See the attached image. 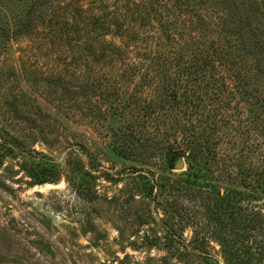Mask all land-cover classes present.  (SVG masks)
I'll list each match as a JSON object with an SVG mask.
<instances>
[{"label": "trees", "instance_id": "trees-1", "mask_svg": "<svg viewBox=\"0 0 264 264\" xmlns=\"http://www.w3.org/2000/svg\"><path fill=\"white\" fill-rule=\"evenodd\" d=\"M163 1L0 0V50L17 38L40 44L52 58L39 69L42 92L52 88L58 104L73 99V114L110 120L114 153L148 167H134L142 197L165 217L162 237L144 235L147 247L218 264L211 239L226 264H264V202L246 199L264 196V13L246 12L244 0H233L236 11L188 8L225 0L156 9ZM83 99L95 104L84 109ZM18 138L0 140L1 155L16 153ZM21 155L31 186L59 181L46 154L33 166L31 153ZM178 161L187 167L175 174ZM153 167L164 174L155 178ZM228 182L247 194L219 188Z\"/></svg>", "mask_w": 264, "mask_h": 264}, {"label": "rangeland", "instance_id": "rangeland-1", "mask_svg": "<svg viewBox=\"0 0 264 264\" xmlns=\"http://www.w3.org/2000/svg\"><path fill=\"white\" fill-rule=\"evenodd\" d=\"M244 1L246 12L264 13V0ZM155 8L178 9L174 0ZM188 8L236 11L241 7L225 0ZM6 45L0 50V140L19 137V142L16 153H0V264H202L195 256L186 262L165 248L143 243L144 235L164 233L163 206L154 208L152 200L142 197L146 183L137 177L148 167L114 153L110 120L108 125L99 117L73 114L78 113L76 102L56 103L52 88L45 86L43 94L39 69L51 67V53L45 55L37 48L40 44L23 38ZM93 104L83 99L81 106ZM24 152L31 153L27 161L31 166L40 153L57 162L59 181L31 186L21 168ZM183 163L181 170H173L175 174L186 170ZM76 167H81V179ZM134 167L142 168L135 172ZM151 171L155 178L164 174L157 167ZM104 172L118 179L109 181ZM218 185L243 189L230 182ZM241 191V196L247 194ZM246 199L257 205L264 202V196L256 193ZM191 236L187 227L183 237L188 241ZM206 249L212 260L226 264L215 241L210 239Z\"/></svg>", "mask_w": 264, "mask_h": 264}, {"label": "water", "instance_id": "water-1", "mask_svg": "<svg viewBox=\"0 0 264 264\" xmlns=\"http://www.w3.org/2000/svg\"><path fill=\"white\" fill-rule=\"evenodd\" d=\"M183 165H184L183 161H178V162L176 163V169L181 170V169L183 168Z\"/></svg>", "mask_w": 264, "mask_h": 264}]
</instances>
